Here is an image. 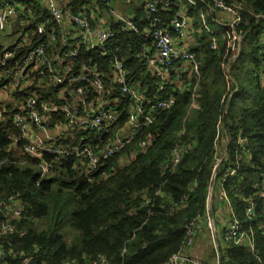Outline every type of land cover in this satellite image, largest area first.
<instances>
[{
	"label": "trees",
	"instance_id": "obj_1",
	"mask_svg": "<svg viewBox=\"0 0 264 264\" xmlns=\"http://www.w3.org/2000/svg\"><path fill=\"white\" fill-rule=\"evenodd\" d=\"M130 1L113 0V3L117 7L122 3L130 6ZM138 1L140 5L133 14L142 26L146 25L140 21L144 0ZM181 1L196 17L195 26L201 24L202 29L191 46L199 64L200 78L189 70L184 75L187 86L183 90L173 92L174 86L166 84L165 91H160V77L136 56L141 47L140 39L122 33L118 26L111 24L119 32L116 46L129 70V84L139 86L152 100L174 94L176 102L156 119L149 131L137 135L124 151L103 165L91 181L82 174L76 156L56 160L23 154V143H15L12 139L18 129L10 121V116L21 112V108L7 107L6 119L0 124V199L19 192L25 200L19 226L26 229V235L15 239L16 251L38 249L37 260L47 264H85L100 256L107 257L113 264L166 261L179 250L186 223L193 216L205 213L215 157L221 154L225 138L229 136V153L219 167L217 181L225 173L238 169L226 179L224 188L234 203L243 229L255 231L257 250L252 253L245 245L225 244L221 246L222 264H264V200L256 188L260 173L264 172V19L256 14H264V0H239L245 8L242 25L238 28L242 42L240 54L232 60L230 71L236 84L229 81L225 71L231 58L229 28L214 22L202 0ZM7 4L18 5V13L9 25L12 31L6 36L12 43L15 40L22 43V55L40 44L48 46L47 33L37 32L39 24L45 25L46 32L55 29L60 33L44 0H0V9ZM92 4L99 6L103 13L106 10L95 0H69V8L76 14L89 11ZM174 12L175 9L170 15ZM205 19L207 23H203ZM216 29L219 31L215 32ZM213 37L218 43L216 50L211 49ZM5 45L0 44V54ZM80 57L86 62H97L110 86L109 58L85 50ZM197 82L201 85V97L197 99V106L191 107ZM9 90L8 83L0 80V93ZM59 91L58 87H39L35 83L17 89L14 95L18 100L34 95L39 101H49L57 100ZM231 91L233 94L224 114ZM113 94L119 100L120 120L111 133L126 123L130 105L117 87ZM50 119L64 122V115L52 113ZM224 128L225 133H222ZM84 135L88 142H98L100 138L107 141L111 136L90 132ZM81 136L82 133H77L73 138L65 133L52 142L57 146H71L80 142ZM145 136L152 138L147 150L139 147L140 139ZM239 136L251 149L252 160L242 152L239 159L236 157ZM178 142L188 145L189 149L174 172H163L162 166L169 161ZM132 154L136 155L130 163L118 166L124 156ZM43 161L52 164L51 172L43 171ZM160 187L166 194L157 198L159 204L168 207L171 201L179 202L189 193L185 207L173 216L159 212L156 207L150 215L147 208L141 207V193L148 190L153 195ZM250 199L258 203L252 217L246 216ZM213 207L215 211L214 199Z\"/></svg>",
	"mask_w": 264,
	"mask_h": 264
},
{
	"label": "built area",
	"instance_id": "obj_2",
	"mask_svg": "<svg viewBox=\"0 0 264 264\" xmlns=\"http://www.w3.org/2000/svg\"><path fill=\"white\" fill-rule=\"evenodd\" d=\"M95 1L106 7L122 33L140 39L141 47L136 56L145 61L150 70L160 77V91H165L166 84L174 86L173 92L177 89L183 90L187 86L184 75L189 72L186 65H190L195 75L200 78L198 61L191 52L192 45L181 49L182 47H178L174 40L177 37L179 43L193 30V21L186 13L189 9L181 0H144V11L140 21L146 25L142 26L135 20L134 14L124 15L119 7L115 6L113 0ZM202 1L214 22L226 26L231 31L229 42L231 58L225 65V71L229 81L235 82L230 74L231 62L240 54L242 36L239 35L238 28L242 25V12L245 8L239 0ZM44 2L60 33L55 29L46 32L45 25L39 24L37 32L47 33L48 46L40 44L25 55H22L23 45L18 40L4 46L0 54V80L6 81L10 90L0 93V124L6 119L4 113L9 105L21 108V112L10 116V121L18 129V134L12 136V139L15 143H23L22 153L31 158L42 159L48 156L56 160L76 156L80 161L82 174L91 181L94 174L124 151L137 135L149 131L156 119L175 105L176 97L171 94L166 98L152 100L139 86L129 84V70L124 59L118 56L121 51L116 46L119 32L109 26L107 20L97 15L99 6L92 4L89 11L76 14L69 8V0H44ZM173 9L175 12L170 15ZM17 13L16 4H7L0 9V37L4 35L5 28L15 19ZM256 17L264 19V14H256ZM235 42L238 43L237 46L234 45ZM217 48V40L213 37L211 49ZM83 50L88 53L99 51L101 56L110 59V86L105 82V75L99 70L97 62L93 60L86 62L80 57ZM176 64H180L181 69L175 70L173 74L171 69ZM35 83L39 87L60 88L58 99L39 101L34 95H29L23 100H18L14 95L17 89L22 90L25 85ZM116 87L130 101V105L127 109L126 123L111 133V129L120 120V111L117 108L119 100L114 98L113 94ZM235 90L238 88L236 87ZM232 94L231 91L224 114L227 112ZM5 97L9 102H6ZM200 97L201 85L197 82L193 89L191 107L197 106V99ZM59 112L64 115V122H54L50 119L52 113ZM48 129H56L61 136L69 133L73 138L77 133H82L81 141L71 146H57L53 142L37 140L40 131ZM184 130L183 127V132ZM86 132L98 136L101 134L111 136L107 141L100 138L98 142L95 140L88 142L84 135ZM222 133H225V128ZM224 142V149L215 157L205 213L193 216L186 223L185 237L179 250L159 264H210L205 263L199 256L190 255L197 241L205 235H208L210 240L216 264H222L221 246L225 244L245 245L249 251L256 253V233L253 230L243 229L242 221L224 188L226 179L238 169L225 173L217 181L219 167L229 153V136H226ZM237 142L240 148L237 149L236 157L239 159L242 152L252 160V152L246 140L239 136ZM151 144V136H145L139 141V147L143 150H147ZM188 149V145L178 142L172 150L169 161L162 166V171L174 172ZM52 169V164L43 161L45 173L51 172ZM259 177L256 188L258 195L264 200V172H261ZM217 187L219 197L226 205V215H218L214 211L213 199ZM141 194V207L147 208L150 215L158 207L159 212L173 216L185 207L189 198V193H186L179 202L171 201V205L166 207L164 203L157 202L158 197H165L166 194L161 187L153 195L148 190ZM211 194H213L212 198ZM257 205V200L250 199L246 207V216H254ZM24 211L25 200L21 193H13L0 199V264H47L37 260L38 249L16 251L14 248L15 239L26 235V229L19 226ZM220 216L223 217L222 220ZM220 229L223 230V244L219 239ZM85 264L113 263L107 257L100 256L88 260Z\"/></svg>",
	"mask_w": 264,
	"mask_h": 264
},
{
	"label": "rangeland",
	"instance_id": "obj_3",
	"mask_svg": "<svg viewBox=\"0 0 264 264\" xmlns=\"http://www.w3.org/2000/svg\"><path fill=\"white\" fill-rule=\"evenodd\" d=\"M122 0H117V2H121ZM130 6H125L123 3L119 6V10L124 14L125 12H127L128 15H132L135 11V8L137 6L140 5V2L138 0H131L130 3H129ZM105 14H108V11L105 10L104 11ZM187 13V16L192 19L193 21V30L191 31L192 35H194V37L197 39L199 37V35L201 34L202 32V29H201V24L199 26H195L196 25V17H194L193 15H191L189 12H186ZM113 19V18H111ZM207 19L203 20V23H207ZM12 31L11 27L10 26H7L4 30V34H10ZM215 32H218V29L215 30ZM229 35H231V31L228 32ZM0 40H1V37H0ZM176 44L178 45V38L175 37L174 38ZM8 44H11L8 43ZM187 45L185 44H182V45H179V47H182L181 49H184L186 48ZM184 47V48H183ZM187 69L191 70L192 67L190 65H186L185 66ZM181 69V66L180 64H176L172 69H171V73L174 74V71H179ZM6 98V102H9L7 100V97ZM136 154H132L131 156H124L122 158V160L120 162H118V166H122L123 163H130L133 158L135 157ZM219 188L217 187L216 188V196H214V202H215V212L218 214V215H226V205L224 204V202L220 199L219 197ZM232 202V201H231ZM232 205H233V208L234 207V203L232 202ZM221 220L223 219L222 216L219 217ZM218 225L220 226V222L218 221ZM219 239H220V242L221 244H223V230L220 229V233H219ZM227 245V244H226ZM195 252L194 254L199 256L202 260L204 261H207L208 260V263L209 262H212L210 264H216L215 261H214V257H213V250H212V247H211V244H210V240L208 238V235L205 237H202V239H200L199 241H197L196 245H195ZM193 249V251H194ZM212 254V255H211Z\"/></svg>",
	"mask_w": 264,
	"mask_h": 264
},
{
	"label": "crops",
	"instance_id": "obj_4",
	"mask_svg": "<svg viewBox=\"0 0 264 264\" xmlns=\"http://www.w3.org/2000/svg\"><path fill=\"white\" fill-rule=\"evenodd\" d=\"M115 2H117V0H115ZM0 42L5 45V44H8L10 42L12 43V39L7 37L6 34H4L1 36ZM195 42H196V38L194 37V35H192V33H190L185 38H183L181 41H179L178 47H179V45H182V44H185L187 46L188 45L193 46L195 44ZM60 136H61V133H59L56 129L42 130V131H40L37 140L45 141V142H52V141L56 140L57 138H59ZM194 252H195V249H194V251L192 249L190 255H193L194 257H196L197 255H195ZM205 263H208V260L205 261ZM209 263H212V262H209Z\"/></svg>",
	"mask_w": 264,
	"mask_h": 264
},
{
	"label": "bare ground",
	"instance_id": "obj_5",
	"mask_svg": "<svg viewBox=\"0 0 264 264\" xmlns=\"http://www.w3.org/2000/svg\"><path fill=\"white\" fill-rule=\"evenodd\" d=\"M97 15L101 18V19H105L108 21V24L109 26H111V24H114L116 26L119 27V25L115 22L114 18L108 13V14H105L103 12H101L100 9H97ZM113 18V19H111ZM112 27V26H111ZM120 29V28H119ZM116 30V29H115ZM121 31V29H120ZM97 53H99L101 55V53L99 51H96ZM121 52L118 53V56L121 58L122 56L120 55Z\"/></svg>",
	"mask_w": 264,
	"mask_h": 264
},
{
	"label": "water",
	"instance_id": "obj_6",
	"mask_svg": "<svg viewBox=\"0 0 264 264\" xmlns=\"http://www.w3.org/2000/svg\"><path fill=\"white\" fill-rule=\"evenodd\" d=\"M19 36H21V34H20V35H18V37H19ZM17 39H19V38H17ZM212 197H213V194H211V198H212Z\"/></svg>",
	"mask_w": 264,
	"mask_h": 264
}]
</instances>
